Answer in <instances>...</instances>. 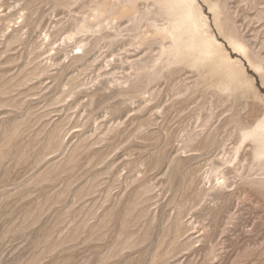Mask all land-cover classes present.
Here are the masks:
<instances>
[{
	"label": "rangeland",
	"instance_id": "rangeland-1",
	"mask_svg": "<svg viewBox=\"0 0 264 264\" xmlns=\"http://www.w3.org/2000/svg\"><path fill=\"white\" fill-rule=\"evenodd\" d=\"M262 126L264 0H0V264H264Z\"/></svg>",
	"mask_w": 264,
	"mask_h": 264
},
{
	"label": "bare ground",
	"instance_id": "bare-ground-1",
	"mask_svg": "<svg viewBox=\"0 0 264 264\" xmlns=\"http://www.w3.org/2000/svg\"><path fill=\"white\" fill-rule=\"evenodd\" d=\"M179 1H182V0H179ZM172 13V12H171ZM112 21V20H111ZM114 21H112L113 23ZM206 23V22H205ZM204 25V24H203ZM166 35H169L170 38H172L173 40L175 41H178V40H182V37L183 35L180 33L179 31V27H174L172 28L170 31H167V34ZM205 39V38H204ZM207 39V38H206ZM210 57V56H209ZM263 130H264V127L262 126Z\"/></svg>",
	"mask_w": 264,
	"mask_h": 264
}]
</instances>
